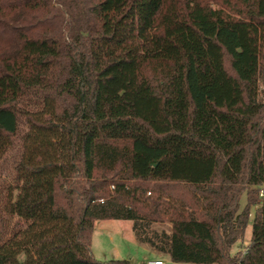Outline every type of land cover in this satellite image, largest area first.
<instances>
[{
  "label": "trees",
  "instance_id": "obj_1",
  "mask_svg": "<svg viewBox=\"0 0 264 264\" xmlns=\"http://www.w3.org/2000/svg\"><path fill=\"white\" fill-rule=\"evenodd\" d=\"M261 79L264 0H0V264H264Z\"/></svg>",
  "mask_w": 264,
  "mask_h": 264
},
{
  "label": "rangeland",
  "instance_id": "obj_2",
  "mask_svg": "<svg viewBox=\"0 0 264 264\" xmlns=\"http://www.w3.org/2000/svg\"><path fill=\"white\" fill-rule=\"evenodd\" d=\"M259 100L264 103V79H261L259 83ZM246 200V194H242L240 198L241 208L245 206ZM256 208H251L250 221L245 230L243 240L233 246V253L244 249L248 245ZM153 227L157 230L161 228L158 225ZM151 251L154 252L153 255ZM90 253L96 261L100 262L118 259L129 261V264H144L149 259H156L162 260L165 264H174L171 261H166L167 259L163 254L157 253L147 246H140L134 238L132 223L129 221H97L91 238Z\"/></svg>",
  "mask_w": 264,
  "mask_h": 264
},
{
  "label": "crops",
  "instance_id": "obj_3",
  "mask_svg": "<svg viewBox=\"0 0 264 264\" xmlns=\"http://www.w3.org/2000/svg\"><path fill=\"white\" fill-rule=\"evenodd\" d=\"M240 209H242L241 206H240ZM248 244H249V243H248ZM140 246H143V247H144L145 245H140ZM145 247H146V246H145ZM151 252H152V251H151ZM153 253H154V252H152L151 254L153 255ZM232 253H233V252H232ZM163 255L166 257V259H167L166 261H170L168 255H165V254H163ZM114 260H118V259H114ZM155 260H156V259H149V260H147L144 264H146L148 261H155ZM164 264H165V263H164Z\"/></svg>",
  "mask_w": 264,
  "mask_h": 264
},
{
  "label": "built area",
  "instance_id": "obj_4",
  "mask_svg": "<svg viewBox=\"0 0 264 264\" xmlns=\"http://www.w3.org/2000/svg\"><path fill=\"white\" fill-rule=\"evenodd\" d=\"M146 264H164L162 260L148 261Z\"/></svg>",
  "mask_w": 264,
  "mask_h": 264
}]
</instances>
